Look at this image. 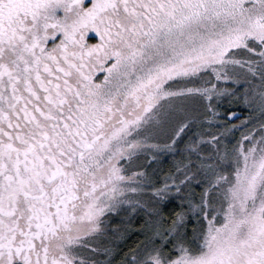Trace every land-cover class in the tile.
I'll return each instance as SVG.
<instances>
[{
    "label": "snow or ice",
    "instance_id": "1",
    "mask_svg": "<svg viewBox=\"0 0 264 264\" xmlns=\"http://www.w3.org/2000/svg\"><path fill=\"white\" fill-rule=\"evenodd\" d=\"M0 264H264V0H0Z\"/></svg>",
    "mask_w": 264,
    "mask_h": 264
}]
</instances>
